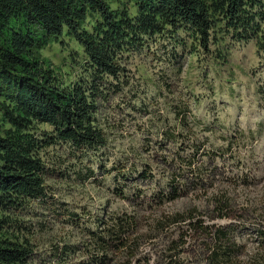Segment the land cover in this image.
I'll return each instance as SVG.
<instances>
[{"label": "rangeland", "instance_id": "rangeland-1", "mask_svg": "<svg viewBox=\"0 0 264 264\" xmlns=\"http://www.w3.org/2000/svg\"><path fill=\"white\" fill-rule=\"evenodd\" d=\"M103 1L138 16L136 0ZM257 1L247 30L227 29L217 16L206 48L185 26L123 47L120 73L97 84L93 123L102 146L51 141L53 129L34 123L33 139L49 143L36 153L45 197L0 205V238L28 243L27 264H162L174 253L183 264H207L209 234L220 230L238 247L221 264H264V0ZM100 22L89 14L82 29L93 33ZM40 56L62 87L92 84L84 48L66 30ZM9 128L0 112V131ZM115 218L134 223L125 250L109 238Z\"/></svg>", "mask_w": 264, "mask_h": 264}, {"label": "trees", "instance_id": "trees-1", "mask_svg": "<svg viewBox=\"0 0 264 264\" xmlns=\"http://www.w3.org/2000/svg\"><path fill=\"white\" fill-rule=\"evenodd\" d=\"M257 2L136 0L138 16L130 19L112 12L103 0H0V112L10 126L0 131V205L45 197L43 166L36 153L49 143L33 139L29 130L34 123L53 129L51 141L89 149L105 143L103 133L93 123L97 84L105 76L120 73L115 57L123 47L136 46L140 36L159 34L165 27L185 26L206 48L217 16L227 29L247 30L254 22L247 10ZM89 14H97L101 20L93 33L82 29ZM64 30L84 48L92 70L88 89L80 83L62 87L40 56V50L61 37ZM225 209L226 203L221 205L220 214ZM133 225L131 218L113 220L109 238L114 250L128 248ZM209 237L206 263L230 262L238 247L220 230ZM31 254L28 243L0 238V264H27ZM179 254H166L162 264H183Z\"/></svg>", "mask_w": 264, "mask_h": 264}]
</instances>
